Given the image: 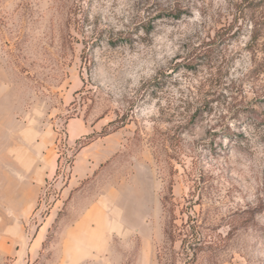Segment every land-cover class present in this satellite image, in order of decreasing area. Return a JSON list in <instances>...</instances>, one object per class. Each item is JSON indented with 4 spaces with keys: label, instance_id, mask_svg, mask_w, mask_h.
I'll return each instance as SVG.
<instances>
[{
    "label": "rangeland",
    "instance_id": "obj_1",
    "mask_svg": "<svg viewBox=\"0 0 264 264\" xmlns=\"http://www.w3.org/2000/svg\"><path fill=\"white\" fill-rule=\"evenodd\" d=\"M0 264H264V2L0 0Z\"/></svg>",
    "mask_w": 264,
    "mask_h": 264
},
{
    "label": "crops",
    "instance_id": "obj_2",
    "mask_svg": "<svg viewBox=\"0 0 264 264\" xmlns=\"http://www.w3.org/2000/svg\"><path fill=\"white\" fill-rule=\"evenodd\" d=\"M82 171L84 174L89 173V170H82ZM98 217H99L98 219L101 226V230H104L108 219L103 212H99ZM88 218H89V212H87L82 216V218L80 219L78 224H76V226L66 230L65 240L69 239L70 244L75 240L79 242L78 244L79 248H77L78 252H75V247L73 246L72 247L74 248V252L81 256H79V258L76 259H74L73 257V259H71L72 260L71 262L77 263L78 261H81L87 256L89 257L91 255H94V253L103 251L104 244L103 243L100 244L101 241L96 244V242L91 237L92 228L91 226L86 224ZM37 246H38V242L31 244V247H34V249H36Z\"/></svg>",
    "mask_w": 264,
    "mask_h": 264
},
{
    "label": "trees",
    "instance_id": "obj_3",
    "mask_svg": "<svg viewBox=\"0 0 264 264\" xmlns=\"http://www.w3.org/2000/svg\"><path fill=\"white\" fill-rule=\"evenodd\" d=\"M263 2H264V0H262ZM257 5H259V4H257Z\"/></svg>",
    "mask_w": 264,
    "mask_h": 264
}]
</instances>
